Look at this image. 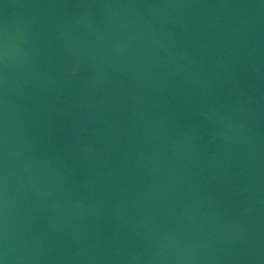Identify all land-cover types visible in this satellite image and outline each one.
Listing matches in <instances>:
<instances>
[{
  "label": "water",
  "instance_id": "water-1",
  "mask_svg": "<svg viewBox=\"0 0 264 264\" xmlns=\"http://www.w3.org/2000/svg\"><path fill=\"white\" fill-rule=\"evenodd\" d=\"M0 264H264V0H0Z\"/></svg>",
  "mask_w": 264,
  "mask_h": 264
}]
</instances>
